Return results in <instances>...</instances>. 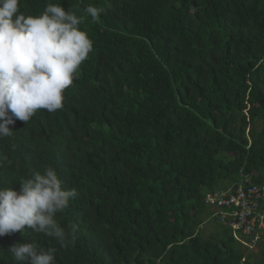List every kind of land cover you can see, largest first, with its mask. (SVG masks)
I'll return each mask as SVG.
<instances>
[{
    "label": "trees",
    "instance_id": "16d2710c",
    "mask_svg": "<svg viewBox=\"0 0 264 264\" xmlns=\"http://www.w3.org/2000/svg\"><path fill=\"white\" fill-rule=\"evenodd\" d=\"M71 9L93 42L63 107L0 138V186L45 166L74 190L61 248L27 229L0 237V264L31 241L56 264H264L206 197L241 170L264 184V0H21L26 16ZM102 8L93 21L84 9ZM11 115V114H10ZM250 242V241H248Z\"/></svg>",
    "mask_w": 264,
    "mask_h": 264
},
{
    "label": "clouds",
    "instance_id": "9594fccd",
    "mask_svg": "<svg viewBox=\"0 0 264 264\" xmlns=\"http://www.w3.org/2000/svg\"><path fill=\"white\" fill-rule=\"evenodd\" d=\"M20 4L21 0H0V138L13 134L9 125L16 120L27 123L39 109L52 113L62 108L65 90L93 50V42L79 27L83 16L51 3L42 14L26 16ZM84 12L95 21L103 9L90 5ZM242 172L226 186L239 182ZM249 175L255 182L254 175ZM19 184V191L0 186V237L23 235L27 227L33 234L55 240L61 248L68 247L69 234L56 216L68 207L75 191L62 187L51 166L34 171ZM209 219L217 221L212 213ZM263 241L264 236L256 244ZM245 247L253 250L256 245ZM8 252L18 264H56V248L40 250L34 241L17 243Z\"/></svg>",
    "mask_w": 264,
    "mask_h": 264
},
{
    "label": "built area",
    "instance_id": "2783aa9c",
    "mask_svg": "<svg viewBox=\"0 0 264 264\" xmlns=\"http://www.w3.org/2000/svg\"><path fill=\"white\" fill-rule=\"evenodd\" d=\"M240 178L209 194L206 204L212 218L229 227L237 241L254 248L264 236V184H256L244 172Z\"/></svg>",
    "mask_w": 264,
    "mask_h": 264
},
{
    "label": "rangeland",
    "instance_id": "374dc122",
    "mask_svg": "<svg viewBox=\"0 0 264 264\" xmlns=\"http://www.w3.org/2000/svg\"><path fill=\"white\" fill-rule=\"evenodd\" d=\"M216 222L213 219H209L204 225H203V233L205 235H208L209 233H212L213 228L215 226Z\"/></svg>",
    "mask_w": 264,
    "mask_h": 264
}]
</instances>
